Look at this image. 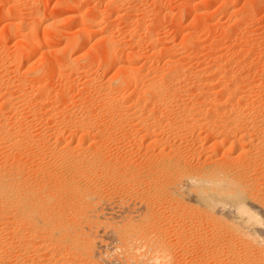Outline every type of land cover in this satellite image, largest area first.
I'll list each match as a JSON object with an SVG mask.
<instances>
[{
	"label": "rangeland",
	"instance_id": "374dc122",
	"mask_svg": "<svg viewBox=\"0 0 264 264\" xmlns=\"http://www.w3.org/2000/svg\"><path fill=\"white\" fill-rule=\"evenodd\" d=\"M244 12L245 15L243 14ZM90 14H94L93 17ZM90 19L92 20L90 21ZM90 27L95 30L98 29V33H88L87 29L83 30ZM12 28L15 29V34V31H13ZM103 33L110 35L116 42H118V55L121 54L117 59L119 63L120 61L124 62L126 60L136 62L135 60L137 58H134L135 54L137 53L139 56L141 55L139 60L137 59L136 67L143 74L160 77L162 73H166L164 70L168 71V66H166L168 59H179L185 66L183 76L187 77L188 75L184 82L188 79L193 85L194 83L198 84L201 82L200 84H205L206 82L205 87H207V89L204 87L206 93L213 92L214 90L217 92V89L219 93L217 92L215 94H220L222 92L223 94L221 95H224L225 93V97L223 96L222 101H227H223V107L225 105H228L227 107H229L230 104L235 106L237 104L236 99L239 101V98L236 95H232V88L236 89L237 86H239L237 89H240L239 93L245 91L244 93H247V95H249L248 97H252V99L255 98L259 101L255 100L258 102L257 104L260 103V98L264 100V0H0V63H2L0 66V73L3 75V77L0 75V113H5L0 115H4L12 124L20 122L24 126H31V130L35 132V134L39 133L40 140L42 141L41 143L45 142L43 145L47 143L49 146H57L55 138H52L51 135L54 125L52 126V123L47 122V119L49 121V119L51 120V118L56 116L54 118L59 120L64 116L79 114L81 111L80 108L82 107V111L84 109L87 111L95 102L93 91L98 86L102 85V83H109L113 78L117 77L119 64L115 63L114 65L113 63L108 64L109 66H107L103 57V51H101V44L103 46V43H101ZM190 39L192 40L193 45L192 43H190L191 45H187L188 42L186 43V41H189ZM29 41H33L36 44L38 43L40 47L39 51L33 54L30 53L27 48V43ZM22 50H24L23 52L25 54H21ZM137 54L136 56H138ZM67 59L70 61L72 59V62L74 61L75 64L77 61V65L74 64L75 68L74 66L73 69L70 66L67 67L68 64L67 62L65 63V61H68ZM24 73L27 77L29 76L27 81L22 78V76H26ZM34 75H37L38 77L35 79ZM87 76H89V78H91V76L94 77L92 78L93 82L91 81L89 84L85 83L88 78ZM39 77L41 78L39 79ZM207 80L209 81V84ZM188 81L186 83H189ZM210 81L213 82L211 83ZM182 82L179 85L180 88L182 86L183 90L182 88L179 90H181L180 96L185 92L184 95L186 97L183 95L182 98L184 101L190 103L191 101H189V99L192 101L196 100L195 102H197V100L199 101L201 98L203 100V96L206 94L203 93L204 90L197 92V89H192L193 86L190 83L189 86V84ZM37 84L41 85L43 88L40 89L41 91L38 90V93L36 90L37 87L34 88ZM134 89L136 90L135 86L131 85L129 88L122 89L121 94L125 97H129L130 100H134L138 95ZM228 89L231 92H229ZM6 91H10L12 96L25 93L23 98L24 103L22 102V106L18 107L19 117L15 118V110L11 109V106H13L12 100L6 101L4 98L3 95ZM196 92L198 93L197 95L195 94ZM62 93L66 94L61 98L63 95ZM199 93H202L203 95H200ZM66 95H68V98ZM231 96H233V98ZM41 97L42 99H40ZM184 97L187 99H184ZM228 100L230 104L227 103ZM42 101L43 103H41ZM38 102H40V104H38ZM53 105L55 106L53 107ZM173 105L174 111L171 110L170 113L168 111L170 116L168 113H163L161 111L158 112L159 114L157 113L158 118L161 116L163 117V119H157L158 124L161 126V132H163L159 136L162 135L161 137L166 139L167 144H172L174 145V148L180 150L179 152H181V156L178 160L182 166H185L188 170H191V172L195 170L193 173L195 174L197 172L196 175H202L199 171L205 166L207 167L210 165L207 162L211 163L214 159L218 160L217 162H223L225 160L224 157L228 155V153L232 156L231 153L234 151L236 154L235 148L233 147V150L229 147V145H231L229 142H226L228 147H226L225 144L221 146L217 144L215 148L214 144H211L212 142L203 139V137L205 138V131L200 133V130L198 131V129H200L199 127H196L197 130H193L195 127L185 129L187 131L186 133L183 129L182 131L176 130V128H173L174 126L165 125L167 121H170L173 118L175 113L172 112H180L178 111V109L180 110L179 106H176L177 104L175 103ZM96 106V103H94L93 108ZM96 108L92 110L94 111ZM262 108L264 109V107ZM56 109H58V111ZM225 109L222 108V110ZM263 109L260 108V111H263ZM229 110L230 109L223 112L228 114L230 113ZM201 112L199 113L202 114ZM162 113L164 115H162ZM262 113L264 114V112ZM105 117L106 116L102 115L100 118L103 119ZM106 119L107 122L109 120V122L111 121L113 123L110 117H106ZM106 119H103V122H101V119H98L100 122L96 121V123H98L97 125L101 126L100 129L112 125L111 122L107 123ZM160 121L164 122L162 123ZM104 122L106 123L103 126ZM45 125H49L48 128L45 127ZM61 125L59 124L58 127H60L62 132L64 130L65 133L63 132V134L64 136L66 135V143L69 141L71 145L75 146L76 143L79 142L80 135L75 134V131L72 132L73 129L71 130L69 127L67 128V126L64 127L63 125L62 127ZM126 128L121 134L119 130L114 134L116 143L114 140L113 142L108 140L103 141L105 146L103 145L104 147H102L106 153H108L105 156V159H108L113 167L110 168L109 172L104 174H100L99 172L94 175L90 174L92 176L85 177L90 178L88 181L83 179L81 175H73L67 167L56 165L52 157L49 156L44 159V154L39 151L40 145L38 148H31L29 150V152L33 150L30 152V156H28L27 153V156L30 159L24 154L22 161L26 163L27 167H32V165L34 166L35 163L38 162L41 167L44 166V169H48L51 172L54 179L56 177L58 178V176L66 179L75 178L76 180L82 178L84 180L81 179L80 182H84L82 184L88 183V187L90 185L92 190L94 188L98 190V192L103 193V195H110V197H113L116 201L125 199L124 201H139L151 205V207L153 206L152 209L156 212L155 214L157 216V222H155L156 226L161 233L163 232V235L165 236V238H163L166 240V243L169 242L168 245L172 247L171 249L173 252H176L173 253L175 256L173 259L174 264H216L214 263L217 261L216 258H218V263L220 262L219 264H236L235 259L245 257V248H243L245 244L242 241L233 238L232 242L226 237H217L218 239L214 237L215 239H213V231L212 228H210L209 222L206 223L207 220L205 216L201 217L202 219L199 218L197 213L199 212V207L194 206L192 202L188 200V193L186 191L182 194L173 192L174 185L171 187L170 185L172 183L170 184V181L173 180V182L177 183L180 180L181 176L177 175V172H172L171 170L173 169L165 171L166 173L158 171V174L153 173L155 171H153L152 174L140 172L141 170L138 169L139 166L144 167V165L147 166L148 164L149 167L152 162H155V160L157 162L160 160V157H158L159 150L151 145L149 140L146 139L145 141L144 139L141 141L143 139L141 135L142 133L138 135L136 130L130 128L129 125ZM178 131H180V133ZM125 132L126 134L124 135ZM136 134L139 137H137ZM116 135L120 136L117 137ZM140 135L142 139L140 138ZM49 136H51V138ZM193 136H196L197 139ZM44 138L45 141L43 140ZM121 138L123 140H121ZM220 141H222V139ZM172 145L171 147H173ZM211 146L214 148H210ZM230 148L232 149L231 152L229 151ZM110 152H112L111 155L109 154ZM31 155L34 157V160ZM155 155L158 156L156 157ZM164 160L168 161L170 159L166 158ZM184 161L187 162L184 163ZM203 161L204 163H202ZM45 164H48L46 165L48 166L47 168ZM126 164H131L133 171L125 172L123 166ZM30 172L32 173V178H30L33 180L36 178L38 179L39 176L44 177L41 172L38 176L32 171ZM34 174L37 177H35ZM32 175H34V177ZM166 175H169L170 177ZM118 177L119 179L120 177H123L125 180L122 181L120 179L119 181V179H116ZM158 177H165V179L160 180ZM167 177H169L170 180ZM261 179L260 184H263L264 177ZM154 180L155 183L152 185L153 182L151 181ZM156 181H159L160 184ZM162 181H164V184H161ZM250 181L253 180H249V182ZM251 183H255V185L253 184L254 190L260 186L257 181ZM92 184L97 188L93 187ZM96 184L99 185L97 186ZM257 184L258 186L256 187ZM162 186L166 189H163ZM263 186L264 184L261 188ZM170 187L173 189L172 191ZM261 188L259 187L262 191L264 187L263 189ZM259 189H257L258 192L262 193ZM258 192L256 191V193ZM61 193H63V195H61ZM260 193L258 194L260 195ZM262 194L260 196H262ZM64 195L65 193L61 191L57 195V197L60 196V199L56 198L61 201V199L67 198ZM58 200L55 199V201ZM200 220L202 221L200 222ZM193 224L195 226H193ZM221 231H225L224 226H222ZM197 232H199V234ZM226 233L229 234L228 231H226ZM135 234L139 233L135 232L134 235ZM178 234H184L186 238L180 236L181 239L177 236ZM203 235H206L208 238L206 237L205 239ZM4 237L7 238L6 236ZM176 237L180 239L177 240ZM121 238L124 241H116V243L125 245V243H129L133 240L132 238H136V236L130 238L129 235H124V237ZM176 240L178 244L176 243ZM180 242H183V245H180ZM199 242H201V244ZM211 242H217L218 248L214 246L212 248L210 245ZM146 243L145 239H142V242L138 243V250L145 252L147 250ZM219 245H221V248ZM255 247H252L253 252L250 256L252 258L259 257L257 256L259 254L257 248ZM211 249H213V251H209ZM214 249H218L217 256ZM116 250L118 251L117 253L120 252L119 248ZM219 250L224 254L219 252ZM3 253H5L4 255L7 257L14 258V254L11 251L10 254H8L9 252L6 253L0 251V254ZM117 253L114 251V254ZM220 253L223 254H221L222 257L219 255ZM11 254L12 256H9ZM119 256L123 257L122 254ZM26 258H28L30 264H40V261L34 252L27 253L22 260ZM84 258L86 259L85 256ZM227 258L230 261H227ZM82 259L83 257L79 258L78 261ZM85 259L84 262H86ZM8 260L10 263L12 262L11 264L15 262L14 259L13 261H11L12 259ZM87 262H89L88 258ZM88 264L92 263L89 262ZM98 264L103 263L101 261Z\"/></svg>",
	"mask_w": 264,
	"mask_h": 264
},
{
	"label": "bare ground",
	"instance_id": "6f19581e",
	"mask_svg": "<svg viewBox=\"0 0 264 264\" xmlns=\"http://www.w3.org/2000/svg\"><path fill=\"white\" fill-rule=\"evenodd\" d=\"M94 14L90 15L93 17ZM243 14L245 15V12ZM91 20L92 19H90V21ZM92 27L85 28L83 30L87 29L88 33H98V29L95 30ZM13 31H15V29H13ZM15 33L16 31L14 32V34ZM102 38L104 39V41ZM102 38H100L102 39L101 43H103V46L101 44V51H103L105 63H107V66H109L108 64L113 63L114 65L115 63L119 64L117 77L113 78V80H111L110 82L107 81L109 83H102V85L98 86L94 91L92 90L95 97L94 103H96L97 108H93V103V106L90 107V109L92 110L96 108V110L91 111L87 108V111H85V109L82 111V107L80 108L81 111L79 114L73 113L76 115L64 116L62 118L60 117L61 119L59 120H56L54 118L56 116L51 118V115V120L49 119L48 121L47 119V122L52 123V126L54 125L52 131H50L52 138H55L57 146H49L47 143L43 145V143L45 142L41 143L42 141L40 140L39 133L35 134V132L31 130V126H24L20 122L12 124L4 115H0V251H4L6 253L9 252L8 254H10L11 251L14 254V258L5 256V253L0 254V264H11L12 262L10 263L8 259H12L11 261H13L14 259L15 262L13 264H30L28 258L22 260V258H24L26 254L30 252H34V254H36L38 260L40 261V264H88L89 262L92 264H98L101 261L103 264H174L173 259L175 258V256L173 253L175 251L173 252V250L171 249L172 247L168 245L169 242L166 243L163 232L161 233V231L158 230L156 226L155 222H157V216L155 214L156 212L152 209L153 206L151 207V205H147L144 202L139 201H124L125 199L116 201L115 199H113V197H110V195H103V193L98 192V190L94 188L93 191L90 185V188L88 187V183L82 184L84 182H80L82 178L86 181L90 180V178H85L88 176H92L90 174L94 175L97 172H99L100 174H104L109 172L110 168L113 166H111L108 159V162L105 159V156L108 153H106L103 148L105 146V143L103 141L108 140L113 142L114 140L115 142L114 134L117 132V130H119L121 134V132L128 125L130 126V128L136 130L138 135L142 133L141 135L143 139L140 135V138L142 139H140L141 141H143L144 139L146 141L147 139L149 140V143L151 145L155 146V148H158L159 150V156H157L160 157V160L158 162L155 160V164L152 162V166L150 165L149 167L146 162L147 166L144 165L145 169L144 167L139 166L138 169L141 170L140 172L152 174V172L155 171L153 173L158 174V171H161L163 173L165 171L173 169L174 171H171L175 173L177 172L176 174L180 175L181 177L177 183L173 182V180L170 181V184L172 183L170 186L173 187L174 185V190L170 187L171 191L173 190V192L177 194H182L185 191L188 193V200H190L194 206L199 207V212H197L199 218L202 219L201 217L205 216L207 220L206 223L209 222L210 228H212L213 231V239L217 237H226L232 241L233 238H236L237 240L239 239L245 244H243V248H245V257L241 259H235L236 264H264V186L261 188L264 183L260 184V179L264 177V114L262 113L264 112V109L262 108L264 107V100L260 98V103L257 104L259 101L255 98L252 99V97H248L249 95H247V93H244L245 91L243 93H239L240 89H237V87H239L237 86L236 89L232 88V95H236L239 98V101H237L236 99L237 104L234 106L233 104L231 105L228 100L227 103L230 104V108L227 107L228 105L226 106L224 104L226 106L225 109V106L223 107L222 104L224 103L223 101H227H222L223 96L225 97V93L224 95H221L223 94L222 92L220 94H215L218 92V89L217 92L214 90V93H206L205 90L207 89V87H205V81V84L203 83V81V84H200L201 82L198 79V81L200 82L198 83L199 85L195 83L193 85L190 83V81H188V79L187 81L193 86H191L192 89L195 88L198 92L203 91L206 88L203 91V93L206 94L203 96V100L201 98L199 99V101L197 100V102H195L196 100L191 97L195 101L189 99V101L191 102H186L182 99L185 92L183 95H181V97V90H179L182 88V86L180 88L179 84L182 81L184 82L188 77V75L187 77L183 76L185 66L181 62V60H172L167 58L168 63L166 66H168V71L164 70L166 73H162L160 77L156 75L149 76L141 73V71L136 67L137 59L139 60V57H141V55L139 56L136 53L138 55L136 56L135 54L134 58H137L135 60L136 62L126 60L124 62L120 61L119 63L117 59L121 54L118 55V42H116L115 39H113L110 35L104 33L102 34ZM186 43L187 45H191L190 43H192V40L190 39L189 41H186ZM27 48L28 51L33 54L39 51L40 47L38 43L36 44L33 41H29L27 43ZM23 51L24 50H22L21 54L24 53ZM67 60L68 61H65V63L67 62L68 64L67 67L70 66L73 69L75 62H72V59L71 61L69 59ZM1 64L2 63H0V66ZM75 65H77V61ZM24 75L26 74L24 73ZM1 77H3V75H1ZM37 77L38 76L36 75L35 79ZM87 77V80L85 79V83L89 84L91 83V81L93 82L92 78L94 77ZM22 78L27 81V78H29V76H22ZM40 78L41 77H39V79ZM186 82L184 83L189 84ZM38 84L34 86V88L37 87V93L38 90L42 88V86ZM131 85L135 86L136 90H134L138 94L136 97L134 96V100H130L129 97H125L121 94L122 89L129 88L131 87ZM228 91L231 92L229 89ZM197 92L195 93L196 95L198 94ZM10 93V91H6L3 96L6 101L12 100L13 106H11V109L15 110L16 118L19 117L18 107L22 106L21 104L24 100L23 98L25 96V93L18 94L17 96H12V93ZM62 94L63 95L61 96V98L65 96L64 94L66 93ZM200 95L203 94L201 93ZM67 96L68 95H66V97ZM233 96L231 97L233 98ZM185 97L184 99H187ZM40 99H42V97ZM37 100L40 101L39 99ZM255 100L258 102H256ZM41 103H43V101ZM174 103L177 104L176 106H179L180 110L178 109V111L180 112H172L175 113L174 116L171 113L173 118L171 120L169 119L170 121H165V125L174 126L173 128H176V130L182 131L183 129L186 133L187 131L185 129L195 127L193 130H197L196 127H199L200 129H198V131L200 130V133L205 131V138L203 137V139L208 142H212L211 144H214L215 148L217 144L220 146L225 144V146L228 147L226 144L229 142L232 145L231 146L228 144L229 147H231L232 149L234 147L236 154L234 153V151H232L233 153H231V156L229 153L228 155H226L224 152L227 158L225 156V160H222L223 162H217L218 160L214 159V161L212 159L213 161L210 160L212 161L211 163L207 162L208 164H210L207 167L204 165L205 167L203 166L204 168H202V166L200 165L202 170H200L199 172H201L202 175H196L197 172L195 174L193 173L195 170L191 172V170H188L185 166H182V164H180V161L178 160V158L181 156V152H179L180 150L174 148V145L172 144L171 145L173 147H171V145L167 144L166 139H163L161 137L162 135L159 136L163 132H161V126L157 122L159 118L163 119L161 115V117L158 118L157 113L160 111L163 113H168V111L170 113L171 110L174 111ZM38 104H40V102H38ZM54 106L55 105H53V107ZM222 108H224L225 110H222ZM227 108L230 109V113L228 114L223 112L227 111ZM260 108L263 109V111H260ZM56 110L58 111V109ZM199 112H201L202 114H200ZM163 113L162 115H164ZM0 114L5 113L2 112ZM102 115L110 117L113 121V123L110 121L112 125L108 126L107 128L105 127L106 129L103 127L102 129L104 130L100 129L101 126L97 125L98 123H96V121H99L100 119L101 122L106 119V117L103 118L104 120L100 118L102 117ZM106 122H104V124H101H103L104 126ZM59 124H62L64 127L67 126V128L69 127L71 130L73 129L72 132L75 131V134L80 135L79 142L77 141L78 143H76L75 146L71 145L69 141L66 143V135L64 136V130L62 132L60 127H58ZM48 126L45 125V127L47 128ZM178 132L180 133V131ZM125 134L126 132L124 133V135ZM138 135L137 137H139ZM49 137L51 138V136ZM194 138H196V136ZM220 138L222 139V141H220ZM43 140L45 141V138ZM121 140L123 139L121 138ZM38 147L39 151L44 154L45 157L41 155L44 159L50 156L53 158L56 165L67 167L70 170V173L72 172L73 175H81L82 178L80 177L81 179L76 180L75 178L66 179L64 177L61 178L58 176V178L56 177L54 179L53 175H51V172L48 169H44V166L41 167L38 162H36L37 164L35 163L34 166L32 165V167H27L26 163L22 161L23 155L25 154L27 156L28 153V156H30L29 154L33 150L30 152L29 150L31 148ZM214 147L211 146L210 148ZM231 148L229 150L230 152L232 150ZM111 153L112 152H110L109 154L111 155ZM28 156L27 158H29ZM166 158H169L170 160H164ZM185 162L187 161H184V163ZM202 163H204V161ZM46 165L48 164H45V166ZM47 167L48 166H46V168ZM123 167L125 168V172L133 171V167L131 164H126ZM30 171L34 172L37 176L41 172L43 173L44 177L39 176L40 178L38 177V179L36 178L33 180L31 179L32 173ZM34 175L32 176L34 177ZM36 175L35 177H37ZM165 177L158 178H160V180H164ZM122 178L120 177L122 181L125 180L124 178ZM116 179H119V177ZM249 180H253L254 182L257 181L260 184V186H258V184L256 185V187L258 186V188L255 187V190L258 192L257 189H259V187L263 189L262 191L259 189L263 194L258 192L260 193V195L262 194L263 197L256 193L253 187V184L255 185V183H251L253 181L249 182ZM115 181L118 182L117 180ZM165 181L168 182L167 180ZM151 182H153L152 185H154L155 180ZM162 182L161 184H164V181ZM99 184L96 185L98 186ZM158 184H160V182ZM93 187L97 188L94 185ZM163 189L166 188L163 187ZM60 190L64 192V196L67 197L65 199H61V201L58 200L60 199V196L57 197L58 193L61 192ZM61 195H63V193H61ZM55 199L58 201H55ZM201 221L202 220H200V222ZM193 226L195 225L193 224ZM222 226H224V232L221 231ZM226 231H228L229 234H227ZM135 232L139 234L134 235ZM199 232L197 233L199 234ZM124 235H129L130 238L136 236L137 239L132 238L133 240L131 239L132 241H130L129 243H125V245L116 243V241L123 240L121 237H124ZM4 236H6L7 238H5ZM177 236H184V238H186L184 234H178ZM201 237L200 239L202 240ZM204 237L206 239L207 236L205 235ZM180 238L176 237L177 240ZM142 239H145V241L147 242V250L145 252H141L140 250H138V243L142 242ZM182 243L180 245H183ZM199 243L201 244V242ZM217 244V242H211L210 245L212 246V248L213 246L218 248ZM221 245H219V247ZM252 247L257 248V251L259 253L257 256L259 257H250L252 255L251 253L253 252ZM117 248L120 249L119 253H117ZM184 248L186 249L185 246ZM217 250L214 249V251L216 252H214L216 256L218 254ZM114 251L117 254H114ZM209 251H213V249ZM219 252L222 251L219 250ZM222 253L219 254L221 257L224 254ZM121 254L123 255V257L119 256ZM148 254L152 255L149 256ZM9 256H12V254ZM84 256L86 257V259L84 258ZM82 257L83 261H78V259ZM87 258L89 262H87ZM84 259L87 263L84 262ZM216 259L217 261H215L214 263L219 264L220 262L218 263V258ZM227 261L230 260H228L227 258Z\"/></svg>",
	"mask_w": 264,
	"mask_h": 264
}]
</instances>
